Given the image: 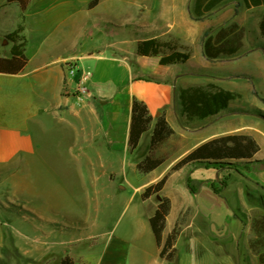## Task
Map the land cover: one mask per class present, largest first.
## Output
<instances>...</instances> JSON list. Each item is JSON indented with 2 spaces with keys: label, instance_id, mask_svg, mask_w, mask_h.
I'll use <instances>...</instances> for the list:
<instances>
[{
  "label": "crops",
  "instance_id": "1",
  "mask_svg": "<svg viewBox=\"0 0 264 264\" xmlns=\"http://www.w3.org/2000/svg\"><path fill=\"white\" fill-rule=\"evenodd\" d=\"M91 2L0 0V264L15 257L7 249L1 225L6 224L5 215L12 214L11 204L23 186L21 177L33 165L42 166V208L54 209L71 226L70 235L58 241V251L38 250L42 262L52 264L50 257H72L75 241L95 240L102 234L100 224L74 218L69 210L100 205L115 179L126 178L128 170L141 173L137 165L150 154L153 131L163 115L175 132L164 144L178 146V153L156 170L142 173L150 179L136 188L144 212L135 221L152 236L157 260L177 264L181 255L178 252L172 263L161 258L150 224L160 197H168L172 207L164 240L181 214L191 210L177 249L184 241L195 259L262 264L251 241L256 238L254 213L264 207V118L259 115L264 113V0H99L93 7ZM254 31L257 41L249 36ZM150 39L177 40L191 54L190 60L163 66L160 57L139 55V43ZM239 61L253 70L234 73L232 66ZM67 62L93 72L92 97L85 102L77 99V78L68 76ZM252 79L259 82V89H251ZM211 85L238 97L218 115L189 119L180 103L181 92ZM135 99L147 104L153 123L132 151ZM230 135L251 137L259 146L244 171L236 170V185L218 192L217 182L198 170L218 171L217 181L230 174L206 163L172 171L199 146ZM166 175L160 195L143 201L145 189ZM231 191L237 197H231ZM224 203L232 219L226 230ZM77 231L83 232L81 239L71 235ZM29 255L26 251L24 256ZM197 261L193 262L206 263Z\"/></svg>",
  "mask_w": 264,
  "mask_h": 264
},
{
  "label": "rangeland",
  "instance_id": "2",
  "mask_svg": "<svg viewBox=\"0 0 264 264\" xmlns=\"http://www.w3.org/2000/svg\"><path fill=\"white\" fill-rule=\"evenodd\" d=\"M249 36L255 41L259 39L255 31L250 33ZM262 53L264 52L262 51ZM232 68L233 72L237 74H246L253 70L251 65L249 66L247 63L240 61L236 62ZM249 84L253 91L259 89L258 81L252 79ZM239 103H242V100ZM178 149L176 145L163 144L159 155L170 159L171 156L178 153ZM35 166L33 165L26 176L21 177L23 186L16 192V199L11 204L12 214H6L4 217L6 224L1 225V230L6 234L7 249L15 255L13 259L5 260L4 264H12V261H15V264H27L24 261L27 258L38 260L39 264H45L42 262V258L38 257V250L46 248L58 251V241L62 237L64 238V234L70 235L71 226L65 224L66 219L64 216L55 214L54 209L42 208V166ZM237 168L238 171H244L245 166L240 165ZM226 169V174H230V176L228 175L223 181H217L218 171L214 169L201 168L198 173L204 174L207 179L215 180L217 182L216 186L224 189V184L228 186L236 185L234 179L237 177L236 166H228ZM149 179L150 177L142 173L134 174L128 170L126 178L121 177L114 180L108 197L105 194L106 197L100 205L92 203L83 209L69 210L74 218L77 215V219L82 217L80 219L87 221L89 224H100L99 231L102 234L95 240L75 241L70 246L71 250L74 248V255L72 257L63 256V258L61 257L62 260L70 257L74 264H104L107 262H113L114 264H160L156 258L152 236L149 235L148 237V234L135 221L144 212L143 202L139 197H136V188ZM230 195L231 197H237L238 194L231 191ZM228 196L229 193L224 194V198ZM227 209L224 203L221 212H223L224 222L227 223L224 227L225 230L232 221L231 217L226 215ZM63 211L67 212L68 210ZM258 213H254V216ZM95 229V232H99L97 226ZM89 232H91L90 229L87 233ZM73 234L75 235L74 238L78 239L83 235V232H71V235ZM66 238H69V236ZM141 245L145 249L144 251H141ZM26 251L30 252L31 255L24 256ZM178 252L181 255L177 264H196L193 262L195 260L205 261V264H218L209 257L205 258L203 256L196 259L190 257L184 241L180 243ZM61 258L56 256L49 259H52V264H56L55 260L58 262Z\"/></svg>",
  "mask_w": 264,
  "mask_h": 264
},
{
  "label": "trees",
  "instance_id": "3",
  "mask_svg": "<svg viewBox=\"0 0 264 264\" xmlns=\"http://www.w3.org/2000/svg\"><path fill=\"white\" fill-rule=\"evenodd\" d=\"M10 3L21 0H8ZM31 1V0H28ZM258 3V0H253ZM99 0H92L91 6L97 5ZM25 5L23 8L25 9ZM2 6L0 5V10ZM262 35L264 37V16L261 23ZM138 54L146 57H160V64L163 66L184 64L190 60L191 54L183 51L177 40L163 41L159 39H150L139 43ZM23 65L27 59H23ZM238 97V94L231 91L216 87H199L183 90L180 94V103L183 112L188 118L205 119L218 115L221 111L226 110L230 103ZM264 118V113L259 112ZM153 117L146 103L135 99L133 107L130 149L136 150L139 146L142 135L151 129ZM174 130L168 123L166 117L161 116L155 125L152 139L150 154L137 165L141 173H150L163 165L166 157H161L160 151L163 144L174 135ZM259 146L251 137L245 135H230L220 137L199 146L188 156L176 163L172 171H179L191 163H206L207 166L213 165L226 169L228 166L237 167L246 166L248 160L253 159L258 152ZM264 164V162H263ZM169 175L163 177L157 183L147 187L142 194V199L160 195L164 189ZM227 184H224L225 187ZM221 193L222 188H216ZM172 202L168 197H160L156 212L150 218V224L156 238V242L161 249L160 256L172 263L175 261L178 249L176 247L178 238L186 224L191 210L182 213L176 227L166 240L163 238L166 220L170 214ZM253 229L256 238L251 241V248L260 256V261L264 264V207L253 218ZM61 264H74L70 257L62 260Z\"/></svg>",
  "mask_w": 264,
  "mask_h": 264
},
{
  "label": "built area",
  "instance_id": "4",
  "mask_svg": "<svg viewBox=\"0 0 264 264\" xmlns=\"http://www.w3.org/2000/svg\"><path fill=\"white\" fill-rule=\"evenodd\" d=\"M65 69L70 78L76 80V96L79 102H85L92 97L90 84L93 77V72L80 68L77 62L65 63Z\"/></svg>",
  "mask_w": 264,
  "mask_h": 264
}]
</instances>
